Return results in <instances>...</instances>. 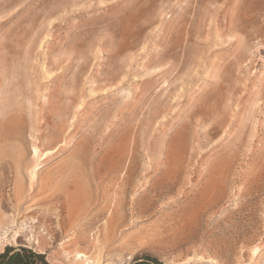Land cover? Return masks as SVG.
Here are the masks:
<instances>
[{
  "label": "rangeland",
  "instance_id": "1",
  "mask_svg": "<svg viewBox=\"0 0 264 264\" xmlns=\"http://www.w3.org/2000/svg\"><path fill=\"white\" fill-rule=\"evenodd\" d=\"M0 124V254L264 264V0H0Z\"/></svg>",
  "mask_w": 264,
  "mask_h": 264
},
{
  "label": "trees",
  "instance_id": "2",
  "mask_svg": "<svg viewBox=\"0 0 264 264\" xmlns=\"http://www.w3.org/2000/svg\"><path fill=\"white\" fill-rule=\"evenodd\" d=\"M0 264H50L44 254L36 253L28 248L6 247L0 254ZM135 264H162L157 260L146 257Z\"/></svg>",
  "mask_w": 264,
  "mask_h": 264
},
{
  "label": "bare ground",
  "instance_id": "3",
  "mask_svg": "<svg viewBox=\"0 0 264 264\" xmlns=\"http://www.w3.org/2000/svg\"><path fill=\"white\" fill-rule=\"evenodd\" d=\"M2 124V123H1ZM0 124V125H1ZM65 139V138H64ZM61 146H64V144H62ZM49 147V146H48ZM58 147V146H57ZM60 149V148H59ZM59 151V150H58ZM56 151H52V152H50L49 153V155H51V154H54ZM60 152V151H59ZM83 154H84V152H83ZM50 157V156H49ZM46 159V158H45ZM87 186V185H86ZM77 188V187H76ZM79 190H80V188H78ZM85 189V188H84ZM87 189V188H86ZM88 190V189H87ZM67 191V190H66ZM82 191V190H81ZM88 192V191H87ZM74 193H77V191L76 192H74ZM73 193V194H74ZM78 194V193H77ZM76 194V195H77ZM17 195V194H16ZM89 195V194H88ZM22 196V195H21ZM69 196H71V195H69ZM73 197V196H72ZM72 197H70V198H72ZM91 197V196H90ZM71 200V199H70ZM78 200V201H77ZM82 200V202L83 201H85L86 200V197H85V194H81V193H79L77 196H75V201H77V203L78 202H80ZM88 201V200H87ZM74 205V204H73ZM113 219V218H112ZM114 221H116L115 219H114ZM36 222V221H35ZM112 223H113V220H112ZM32 227V226H31ZM29 230V226L27 225V224H25V225H23V227H22V229L20 230V231H18V232H16V237L18 238V237H20L21 235V233L22 232H27ZM31 233H33V232H31ZM7 235V234H6ZM31 236V238H34V234H32V235H30ZM71 244V243H70ZM97 247V246H96ZM98 248H99V246H98ZM80 253V252H79ZM82 257H83V255H81V254H78V259H82Z\"/></svg>",
  "mask_w": 264,
  "mask_h": 264
}]
</instances>
